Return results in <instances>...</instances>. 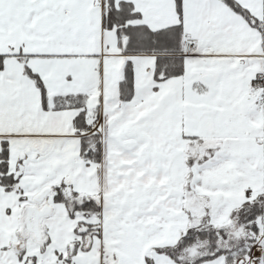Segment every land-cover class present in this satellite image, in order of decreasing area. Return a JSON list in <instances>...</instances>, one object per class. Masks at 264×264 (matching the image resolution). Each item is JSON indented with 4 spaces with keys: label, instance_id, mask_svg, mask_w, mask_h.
<instances>
[{
    "label": "snow or ice",
    "instance_id": "6c2138e0",
    "mask_svg": "<svg viewBox=\"0 0 264 264\" xmlns=\"http://www.w3.org/2000/svg\"><path fill=\"white\" fill-rule=\"evenodd\" d=\"M0 264H264V0H0Z\"/></svg>",
    "mask_w": 264,
    "mask_h": 264
}]
</instances>
